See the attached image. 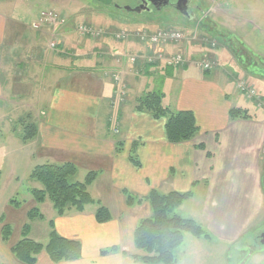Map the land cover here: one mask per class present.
Returning <instances> with one entry per match:
<instances>
[{
    "label": "crops",
    "instance_id": "obj_1",
    "mask_svg": "<svg viewBox=\"0 0 264 264\" xmlns=\"http://www.w3.org/2000/svg\"><path fill=\"white\" fill-rule=\"evenodd\" d=\"M216 18L185 20L184 29L186 25L191 33L196 29L197 37L157 49L164 56L181 48L186 56L192 55L196 60L210 57L213 67L201 71L187 63L170 67L160 61L146 62L155 52L134 37L116 40L114 35L120 29L91 38L65 26L53 49L48 46L47 28L33 31L31 38L24 35V29L17 32L12 28L6 39L8 22L12 19L0 11V111L6 104L23 108L20 115L12 117L11 123L16 124L9 128V133L36 161L34 167L69 162L77 168L73 178L80 173L83 180L87 173L94 172L88 192L96 186L108 201L106 204L98 200L90 211L87 207L94 203L86 205L81 212L68 210L60 216L48 199L42 203L32 199L34 205L40 206L43 215L40 220L44 219L42 207L52 206L50 221L54 230L62 237L78 240L82 248L78 260L54 263L42 251L34 264H139L130 257L138 252L133 245V231L142 218L151 215V208L147 200L128 207L123 190L142 198L151 190L191 192L188 199H192V190L201 188L207 231L223 240L236 239L242 234L254 213L250 208L261 198L262 173L256 154L264 143V123L255 118H229L232 107L250 108L254 115L259 111L239 94L236 86L230 87L233 72L217 63L220 55L217 49H230L234 45L229 31L223 33L220 25L231 19L230 12L224 9ZM126 29L131 36L147 31L136 23L126 25ZM211 40H216L217 45L211 47ZM206 48H211L213 53L201 52ZM113 76L119 78V84ZM158 79L163 80V99H169L166 103L162 100L164 106L194 114L198 132L190 141L169 142L164 117L154 118L136 110L137 99L145 92L154 91ZM120 85L126 91L123 102L117 101L116 89ZM243 100V106H236ZM25 124H33L37 134L22 141L19 133ZM199 145L204 148H198ZM130 155L139 166L130 162ZM234 159L246 171L242 182L238 178L239 185L246 186V198L240 208L241 191H232L234 174L229 171L233 166L236 168ZM33 182V188H42L39 182ZM100 205L111 214V219L104 223L96 222L94 217ZM3 224H8L7 220ZM20 237L11 233L4 242L0 234V264H23L11 253V247ZM112 246L119 251L100 255L101 250Z\"/></svg>",
    "mask_w": 264,
    "mask_h": 264
},
{
    "label": "rangeland",
    "instance_id": "obj_2",
    "mask_svg": "<svg viewBox=\"0 0 264 264\" xmlns=\"http://www.w3.org/2000/svg\"><path fill=\"white\" fill-rule=\"evenodd\" d=\"M134 4L135 0H0V11L12 19L8 22L6 39H8L12 28L17 32L24 29L23 32L26 33L24 35L31 38L30 35H34V30H31L30 23L38 18L40 11L49 9L62 15L64 20L67 19L68 22L65 26L71 27L73 30L78 29L80 25H89L96 31L99 29L104 32H113L118 29L128 31L126 25L131 26L136 23L138 27L140 26L151 33L159 28V25L164 27L176 26L184 29V25L187 23L185 20H189L171 7H166L160 12H144L142 14L125 10V6H134ZM190 8L192 13V21L190 22L200 17H204L206 20H217L216 17L221 16L224 9L230 12L231 19L225 20V24L220 25L223 33L229 31V37L234 46L230 49L218 48L217 51L220 52V55L217 63L225 66L228 72H233L230 87L236 86L238 82H244L247 87L254 89L258 96L250 102L259 113L256 112L254 115L250 108L248 111L253 114L251 119L255 118L264 123V0H190ZM199 9H202V14H200ZM189 30L186 25L185 31L188 32ZM99 36L101 37L99 34L91 38ZM211 41L217 45L216 40ZM172 45L176 44H166L165 48ZM178 50L184 51L181 48ZM201 52L213 53L211 48L202 49ZM196 61L192 55L187 56V64L196 66ZM193 65L192 67H194ZM162 81V79L155 81L157 86L154 91H160L163 94ZM166 91L167 95L171 94L168 87H166ZM163 98H165L164 94ZM163 98L165 103L169 100ZM239 103L236 106H243L244 100L239 101ZM170 107L174 108L173 103H170ZM22 110L23 108L20 106L6 104L0 111V229L7 220L10 231L15 236L21 233L24 224H28L32 231V234L28 236L30 238L33 236L32 239L36 238L43 243L45 240L48 241L49 221L52 218L53 208L52 206L42 207L43 220L39 218L28 219L27 212L31 208L35 206L40 208L39 205H34L33 198L29 193V190L34 186L30 174L36 161L30 157L26 150L19 147L20 142H15L9 133V128L16 124L11 123L12 117L15 118L20 115ZM260 148V152L256 154V159L262 173L259 178L261 198L260 201L259 198L256 199L254 208H250L254 213L245 225L242 234L236 239L223 240L215 238L208 231L211 235L209 241L185 234L182 244L174 250L176 264H264V244L260 242V235L264 231V143L260 144ZM236 156H239L238 153ZM237 161V159L232 160L233 163ZM235 166L236 168L233 166L229 171L234 174V183L231 185L232 191L235 193L241 191L238 193L240 196L238 207L240 208L246 198L244 194L246 186L242 184L240 186L238 178L242 182L246 171L238 163ZM226 170L223 171L224 174ZM72 180L83 181V176L79 173ZM97 188L93 186L89 189V193L96 203L88 206L87 211L96 207L98 200L108 203L103 193ZM192 191L193 198L186 200L175 212L184 218L195 220L208 230L206 215L202 209L204 192L197 187ZM2 217H4L3 221H1Z\"/></svg>",
    "mask_w": 264,
    "mask_h": 264
},
{
    "label": "trees",
    "instance_id": "obj_3",
    "mask_svg": "<svg viewBox=\"0 0 264 264\" xmlns=\"http://www.w3.org/2000/svg\"><path fill=\"white\" fill-rule=\"evenodd\" d=\"M160 27H164L159 25ZM163 94L160 91H149L143 93L136 104L137 111H144L154 118L164 117L166 138L171 143L190 141L198 132L194 114L189 110L172 111L162 104ZM229 118L232 120H249L246 108L232 107L229 110ZM37 134L33 124H25L21 127L19 136L22 141H27ZM198 148L203 149V145ZM130 162L135 166L139 163L135 157L130 155ZM77 168L74 164L65 162L61 164H42L35 166L30 178L39 182L42 188H31L30 195L36 203H42L48 199L58 215H63L68 210L76 212L83 211L88 204L96 203L88 192V185L94 180L95 173L89 172L83 181L72 180ZM126 198V205L132 207L142 200H147L151 215L142 218L133 231V245L139 253L130 255L132 260L139 264H176L174 250L180 246L185 234L195 238L211 240L210 233L200 224L191 218H184L175 210L187 200L191 192L159 193L151 190L142 198L136 197L126 190H123ZM28 219L39 218L43 215L38 207H33L27 212ZM98 223H104L111 219L109 210L100 205L94 214ZM48 241L42 244L30 238V226L24 224L20 233V239L11 247L13 256L23 264H34L37 256L46 252L52 262L74 261L81 257V244L78 240L68 239L60 236L53 228L50 221ZM11 234L10 226L3 224L1 227L2 241L6 242ZM119 251L118 247L112 246L100 251V255H106Z\"/></svg>",
    "mask_w": 264,
    "mask_h": 264
},
{
    "label": "built area",
    "instance_id": "obj_4",
    "mask_svg": "<svg viewBox=\"0 0 264 264\" xmlns=\"http://www.w3.org/2000/svg\"><path fill=\"white\" fill-rule=\"evenodd\" d=\"M66 20H64L62 15H59L56 11L49 9V10H42L39 12L38 18L33 20L30 23V28L34 31H40L43 28L48 29V34L50 36L49 41V48L53 49L56 48L58 45L57 37L59 35V31L65 27ZM186 30V29H185ZM184 29L172 26V27H159L155 31L149 33L147 31H140L136 33L134 36H131L129 33L125 32L124 30L119 31L114 35L115 39L118 41H123L128 39L129 37H134L137 41L143 42L147 44L148 48L155 52L154 55L151 57L146 58V62L150 63L151 61H160L165 66H178L183 65L187 61V56L182 50H177L175 53L164 56V54L157 49L165 48L166 44L170 43H178L179 41H186L187 39H195L197 37L196 29L193 30L191 33L190 31H185ZM77 32L81 36H88L94 37L97 35H103L104 31L101 29L94 30L92 27L88 25H80L77 29ZM215 43L211 42V47H214ZM131 61H134V58H130ZM213 63L207 56L202 57L196 61V66L201 71L210 70L213 67ZM113 79L116 83L119 82V78L117 76H113ZM236 88L240 95L244 97L246 101H250L257 97V93L254 91L253 88L247 87L244 82H238L236 84ZM117 93V101L123 102L126 97L125 86L120 85L118 89H116ZM114 120V119H113ZM115 122V121H114ZM116 132L117 129L114 128Z\"/></svg>",
    "mask_w": 264,
    "mask_h": 264
},
{
    "label": "water",
    "instance_id": "obj_5",
    "mask_svg": "<svg viewBox=\"0 0 264 264\" xmlns=\"http://www.w3.org/2000/svg\"><path fill=\"white\" fill-rule=\"evenodd\" d=\"M157 0H144L143 4L140 5L139 7H136L135 9H132V12L136 13H142L144 10L150 11V9L147 8V2H150L152 5H154L157 9H159V6H166L169 4V0H159V6L156 5ZM188 0H178V3L175 4V9L178 10L185 18L190 19V14L188 10ZM126 11L130 9L129 6L124 7ZM260 242L264 244V231L260 235Z\"/></svg>",
    "mask_w": 264,
    "mask_h": 264
},
{
    "label": "flooded vegetation",
    "instance_id": "obj_6",
    "mask_svg": "<svg viewBox=\"0 0 264 264\" xmlns=\"http://www.w3.org/2000/svg\"><path fill=\"white\" fill-rule=\"evenodd\" d=\"M143 1L144 0H135V4L134 6H129L130 9L128 10L129 12H132V9H135L136 7H139L140 5L143 4ZM147 1V0H146ZM178 3V0H169V4L166 5V6H159V0L156 1V5L159 6V9H157L154 5H152L150 2H147V8L150 9V11L148 10H144L142 13H152V12H160L162 11V9L166 8V7H171L173 9H175V4ZM188 10H189V14H190V17H191V8H190V0H188ZM176 10V9H175ZM178 11V10H177ZM136 13V12H134ZM142 13H139V14H142ZM138 14V13H137Z\"/></svg>",
    "mask_w": 264,
    "mask_h": 264
}]
</instances>
